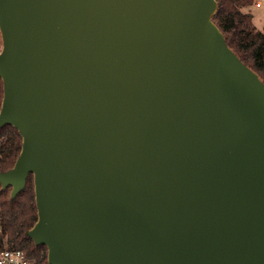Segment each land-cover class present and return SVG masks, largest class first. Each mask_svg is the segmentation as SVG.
<instances>
[{"label":"water","instance_id":"obj_1","mask_svg":"<svg viewBox=\"0 0 264 264\" xmlns=\"http://www.w3.org/2000/svg\"><path fill=\"white\" fill-rule=\"evenodd\" d=\"M216 0H0V185L33 176L48 264H264V82Z\"/></svg>","mask_w":264,"mask_h":264},{"label":"trees","instance_id":"obj_2","mask_svg":"<svg viewBox=\"0 0 264 264\" xmlns=\"http://www.w3.org/2000/svg\"><path fill=\"white\" fill-rule=\"evenodd\" d=\"M253 0H216L212 16L230 48L244 64L254 70L264 82V32H253V21L248 12ZM3 83L0 79V107ZM22 138L13 126L0 127V172L10 170L21 150ZM11 188L0 185V250H23L36 264H48L47 248L35 245L27 235L37 221L33 176L29 174L24 189L14 198Z\"/></svg>","mask_w":264,"mask_h":264},{"label":"built area","instance_id":"obj_3","mask_svg":"<svg viewBox=\"0 0 264 264\" xmlns=\"http://www.w3.org/2000/svg\"><path fill=\"white\" fill-rule=\"evenodd\" d=\"M261 0H253L249 7H260ZM246 9L243 8L242 10ZM2 49V39L0 33V51ZM0 264H36L28 258L23 250L18 249H2L0 250Z\"/></svg>","mask_w":264,"mask_h":264},{"label":"rangeland","instance_id":"obj_4","mask_svg":"<svg viewBox=\"0 0 264 264\" xmlns=\"http://www.w3.org/2000/svg\"><path fill=\"white\" fill-rule=\"evenodd\" d=\"M244 12H248L253 21V32H264V0H261L260 7H246L243 10Z\"/></svg>","mask_w":264,"mask_h":264}]
</instances>
